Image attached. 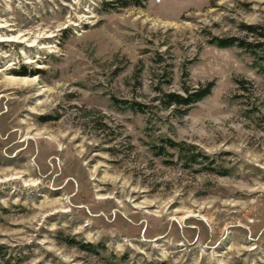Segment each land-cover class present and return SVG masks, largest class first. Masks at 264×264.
<instances>
[{
  "label": "rangeland",
  "instance_id": "1",
  "mask_svg": "<svg viewBox=\"0 0 264 264\" xmlns=\"http://www.w3.org/2000/svg\"><path fill=\"white\" fill-rule=\"evenodd\" d=\"M126 2L0 0V264H264V0Z\"/></svg>",
  "mask_w": 264,
  "mask_h": 264
},
{
  "label": "trees",
  "instance_id": "2",
  "mask_svg": "<svg viewBox=\"0 0 264 264\" xmlns=\"http://www.w3.org/2000/svg\"><path fill=\"white\" fill-rule=\"evenodd\" d=\"M122 7L127 5L126 0H116ZM243 29L254 35L253 41H245L240 40L235 37H223V38H212L209 42L210 44H213L219 48H229L232 46H238L241 48L246 49L249 52H254V48L260 47L264 44V29L259 26H253V25H245L243 26ZM255 53V52H254ZM38 73V72H37ZM33 75V73H32ZM213 86L212 82L207 83L204 86L195 88V89H185L184 95H180L177 93H161V96L157 97V100L160 102H163L165 104L166 108H169L171 106L179 107V109H182V113L184 114L187 112V110L190 108V106L203 98H205L207 95H209L211 88ZM143 108L142 105L138 104V110L141 111ZM162 143L164 145L158 147V154L164 155L165 147L170 149H176L179 151L180 159H185L187 163H195L197 162V159L201 157L204 159L205 157L202 156L200 153L194 152V147L188 146L187 149H183V144H178L170 140H162ZM81 249L91 251V246L86 244L79 245Z\"/></svg>",
  "mask_w": 264,
  "mask_h": 264
},
{
  "label": "bare ground",
  "instance_id": "3",
  "mask_svg": "<svg viewBox=\"0 0 264 264\" xmlns=\"http://www.w3.org/2000/svg\"><path fill=\"white\" fill-rule=\"evenodd\" d=\"M19 37V36H18ZM18 37H15L16 39H0V41H16ZM25 39L23 40H18L17 42L22 43ZM32 46V45H31ZM33 80V79H32Z\"/></svg>",
  "mask_w": 264,
  "mask_h": 264
}]
</instances>
